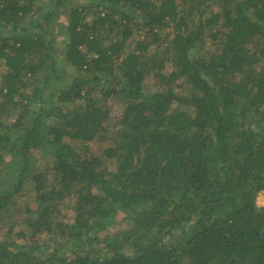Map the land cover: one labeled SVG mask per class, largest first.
<instances>
[{"label":"trees","instance_id":"trees-1","mask_svg":"<svg viewBox=\"0 0 264 264\" xmlns=\"http://www.w3.org/2000/svg\"><path fill=\"white\" fill-rule=\"evenodd\" d=\"M260 193L264 0H0V264H264Z\"/></svg>","mask_w":264,"mask_h":264},{"label":"rangeland","instance_id":"rangeland-1","mask_svg":"<svg viewBox=\"0 0 264 264\" xmlns=\"http://www.w3.org/2000/svg\"><path fill=\"white\" fill-rule=\"evenodd\" d=\"M152 79V78H151ZM151 82H152V80H151ZM111 130H112V128H111ZM104 144H105V142L104 143H102V144H94V145H92L96 150L98 149V148H100L101 146H104ZM27 196H24V197H18L17 198V202L19 203V207H22V205L21 204H23V202L24 201H26V202H29L30 200H31V197H30V193H31V187H28L27 189ZM257 203H258V206H263L264 207V193H260L259 195H258V200H257ZM74 206V202L73 201H71V202H69L68 204H67V207H73ZM15 209V207L14 206H9L8 207V211L9 212H12L13 213V210ZM19 214V213H18ZM17 214V215H18ZM16 215V216H17ZM9 218L10 219H8L9 221H11V216L9 215ZM14 219H15V217H14Z\"/></svg>","mask_w":264,"mask_h":264},{"label":"clouds","instance_id":"clouds-1","mask_svg":"<svg viewBox=\"0 0 264 264\" xmlns=\"http://www.w3.org/2000/svg\"><path fill=\"white\" fill-rule=\"evenodd\" d=\"M258 200V199H257Z\"/></svg>","mask_w":264,"mask_h":264}]
</instances>
